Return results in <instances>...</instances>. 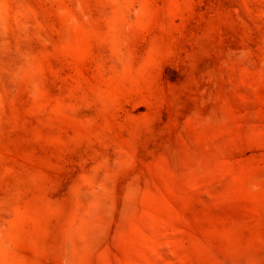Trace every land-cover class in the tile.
Masks as SVG:
<instances>
[{
  "label": "rangeland",
  "instance_id": "374dc122",
  "mask_svg": "<svg viewBox=\"0 0 264 264\" xmlns=\"http://www.w3.org/2000/svg\"><path fill=\"white\" fill-rule=\"evenodd\" d=\"M0 264H264V0H0Z\"/></svg>",
  "mask_w": 264,
  "mask_h": 264
}]
</instances>
